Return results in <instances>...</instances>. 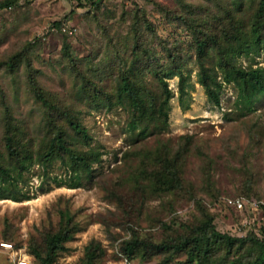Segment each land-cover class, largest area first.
I'll return each instance as SVG.
<instances>
[{"label":"rangeland","instance_id":"1","mask_svg":"<svg viewBox=\"0 0 264 264\" xmlns=\"http://www.w3.org/2000/svg\"><path fill=\"white\" fill-rule=\"evenodd\" d=\"M262 1L0 0V264H188L209 218L202 264H264V91L225 79L264 68Z\"/></svg>","mask_w":264,"mask_h":264},{"label":"trees","instance_id":"2","mask_svg":"<svg viewBox=\"0 0 264 264\" xmlns=\"http://www.w3.org/2000/svg\"><path fill=\"white\" fill-rule=\"evenodd\" d=\"M7 7H12V4L9 3ZM259 16H264V0L262 1V8L259 10ZM258 29H255V33H258ZM199 61L201 63L204 62L207 56V42H203L199 40ZM171 73V72H170ZM180 77L179 81V90H180V100H183V96L185 93V82L186 76L181 70H176V72H172ZM226 80H235L237 83V87L239 89L238 99L239 103H241V110L243 112L251 111L254 108V104L256 101V95L260 91H264V68L256 67L251 68L250 70L240 69L238 70L235 76H226ZM199 81L205 87L206 93L211 101L216 104L220 103V97L218 94V89L222 87V83L217 79V75L213 73V71H208L204 68L199 72ZM132 84L128 79L123 81V90L129 91L131 94H134V89L132 88ZM170 94V92L168 91ZM169 100L170 96L165 100V102L161 105L159 109L160 116H164L166 119L169 116ZM136 108H140L141 105L135 101L134 103ZM144 108V107H143ZM76 129L86 132L79 124L74 125ZM86 134V133H85ZM50 153V152H49ZM48 153V154H49ZM246 204V203H245ZM213 220L211 218L208 219L206 223L197 226L196 228L191 229V234L188 235L185 239V247H189L188 249V264H202L203 250L205 249L207 253L211 241H218L219 238H224L223 234L218 232L212 224ZM231 242H233V238H230ZM61 240V235H55L53 238V247L56 246ZM135 248L134 243H130L127 246L128 250H133ZM262 260L264 261V251ZM46 264H50L49 259L45 260Z\"/></svg>","mask_w":264,"mask_h":264},{"label":"built area","instance_id":"3","mask_svg":"<svg viewBox=\"0 0 264 264\" xmlns=\"http://www.w3.org/2000/svg\"><path fill=\"white\" fill-rule=\"evenodd\" d=\"M228 203L234 205L235 207H237L238 209H243L245 207V202L244 200L240 199V198H228ZM255 205H257L255 203ZM2 248H4L5 250H8L10 252H15V256L12 259V261H14V264H34L33 260H31L30 257L26 258V257H20L18 256V250L15 248L14 244L12 242H1Z\"/></svg>","mask_w":264,"mask_h":264}]
</instances>
